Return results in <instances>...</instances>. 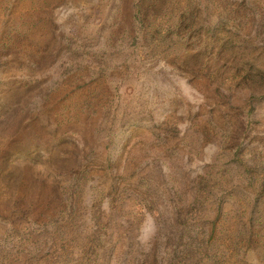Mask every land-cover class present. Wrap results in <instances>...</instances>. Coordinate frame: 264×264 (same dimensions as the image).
<instances>
[{"label": "rangeland", "instance_id": "374dc122", "mask_svg": "<svg viewBox=\"0 0 264 264\" xmlns=\"http://www.w3.org/2000/svg\"><path fill=\"white\" fill-rule=\"evenodd\" d=\"M0 264H264V0H0Z\"/></svg>", "mask_w": 264, "mask_h": 264}]
</instances>
